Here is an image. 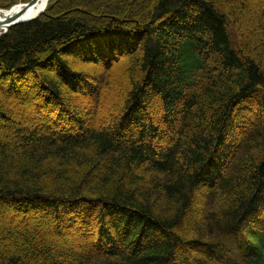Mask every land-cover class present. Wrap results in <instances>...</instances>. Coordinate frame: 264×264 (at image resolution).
Wrapping results in <instances>:
<instances>
[{
  "label": "trees",
  "instance_id": "16d2710c",
  "mask_svg": "<svg viewBox=\"0 0 264 264\" xmlns=\"http://www.w3.org/2000/svg\"><path fill=\"white\" fill-rule=\"evenodd\" d=\"M0 264H264V0H49L0 35Z\"/></svg>",
  "mask_w": 264,
  "mask_h": 264
},
{
  "label": "bare ground",
  "instance_id": "6f19581e",
  "mask_svg": "<svg viewBox=\"0 0 264 264\" xmlns=\"http://www.w3.org/2000/svg\"><path fill=\"white\" fill-rule=\"evenodd\" d=\"M48 3L49 0H39L37 5L28 9L27 11H25L26 9L24 5H20V4L18 6L16 5L11 11L0 13V23L5 22L7 18L10 17L14 18L19 15H22L21 20H26L31 18L33 19L37 15H41V13H43V11L46 10ZM0 31H2V29H0Z\"/></svg>",
  "mask_w": 264,
  "mask_h": 264
},
{
  "label": "water",
  "instance_id": "95a60500",
  "mask_svg": "<svg viewBox=\"0 0 264 264\" xmlns=\"http://www.w3.org/2000/svg\"><path fill=\"white\" fill-rule=\"evenodd\" d=\"M39 0H32L31 2L28 3H22L20 5H24L25 6V11H27L28 9L34 7L35 5H37ZM18 6V5H17ZM15 7V6H14ZM13 7V8H14ZM13 8L9 9V10H4V9H0V13L2 12H7V11H11ZM44 12V11H43ZM42 14V13H41ZM39 15H37L36 17H34L33 19L37 18ZM22 15L16 16L14 18L10 17L7 18V20H5V22H1L0 23V29H2V31H0V35L6 33L12 26L21 23V22H26V21H30L31 19H26V20H21Z\"/></svg>",
  "mask_w": 264,
  "mask_h": 264
},
{
  "label": "rangeland",
  "instance_id": "374dc122",
  "mask_svg": "<svg viewBox=\"0 0 264 264\" xmlns=\"http://www.w3.org/2000/svg\"><path fill=\"white\" fill-rule=\"evenodd\" d=\"M20 4H22V2L20 3ZM19 5V4H18ZM14 6H16V5H14ZM40 16V15H39ZM19 97H21V96H19ZM81 108H82V106H81ZM31 110V109H30ZM18 112H19V114L20 115H22L23 116V114H24V112H21L20 110H17ZM31 115H32V113H30ZM35 115V114H34ZM35 116H37V115H35Z\"/></svg>",
  "mask_w": 264,
  "mask_h": 264
}]
</instances>
